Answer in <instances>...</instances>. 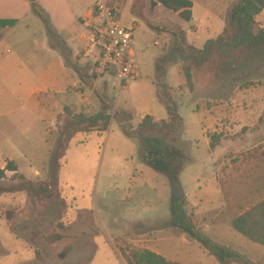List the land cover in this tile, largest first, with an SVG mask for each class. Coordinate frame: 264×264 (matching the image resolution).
Segmentation results:
<instances>
[{"label":"rangeland","instance_id":"1","mask_svg":"<svg viewBox=\"0 0 264 264\" xmlns=\"http://www.w3.org/2000/svg\"><path fill=\"white\" fill-rule=\"evenodd\" d=\"M95 1L38 0L35 5L49 17L56 39L31 2L0 0V15L18 19L14 28L0 35V166L15 161L18 172L35 184L49 178L50 155L60 123L66 120V107L75 113H96L98 93L106 91L113 110L137 109L143 101L159 104L155 60L171 37L158 35L147 21L181 26L187 32L207 22L203 0H193L190 22L165 8L154 11L150 0H121L122 23L135 25L142 76L123 88L115 77L97 76L91 89L66 58L88 66L86 72L93 74L84 54L85 20L94 14ZM236 1L216 0L217 29L227 25ZM170 82L177 87V79ZM175 98L188 125L179 143L192 159L181 175L187 212L197 227L219 214L225 233L221 237L233 243L235 252L264 264V247L229 225L231 218L264 198V60L244 56L225 77L204 69L195 75L194 90L186 86L184 92L175 91ZM214 134L223 138L215 149L207 148L204 137L210 140ZM136 146L138 141L125 136L114 120L110 139L93 133L78 134L72 141L60 172L58 194L63 202L24 189L0 193V264H126L121 249L131 248L155 250L174 259L188 254L184 245L193 239L168 226V179L146 165L141 168ZM22 181L8 171L3 183ZM155 181L166 184L167 202L160 182L156 191L161 202L153 201L145 184ZM219 197L221 202H212ZM211 260L208 264H215Z\"/></svg>","mask_w":264,"mask_h":264},{"label":"trees","instance_id":"2","mask_svg":"<svg viewBox=\"0 0 264 264\" xmlns=\"http://www.w3.org/2000/svg\"><path fill=\"white\" fill-rule=\"evenodd\" d=\"M158 3L189 22L193 20L192 0H151L152 8ZM32 4L35 14L45 24L48 34L57 39V33L49 17L35 3ZM263 11L264 0H237L228 12L227 25L223 32L217 38L207 40L203 48L189 43L186 31L181 26L165 27L147 21L148 27L158 35L166 33L171 37L169 45L156 58L154 74L157 97L166 108L168 119L157 121L152 115H146L137 126H134L135 112L122 108L113 110L108 92H100L98 93L100 109L97 113H75L69 107L65 108L66 120L60 123L59 135L50 155L48 180L36 184L30 182L18 172L17 163L9 161L4 168L0 166V193L24 189L34 196H39L38 194L43 192L48 199L53 200L56 197L63 202L58 194L60 172L72 141L78 134L89 135L94 132L104 134L115 120L125 136L138 141L142 162L168 179L171 189L168 226L188 234L220 264H233L236 260L241 264H256L248 260L246 255L235 252L202 233L192 215L187 212V193L181 175L192 159L185 146L179 143L185 121L179 112L175 90L167 82V73L171 66L181 64L186 85L193 91L195 75L204 69L216 73L219 77H225L233 68L238 67L244 56L261 57L264 60V27L257 21V16ZM17 24L18 19L12 15L7 13L0 15V35ZM66 61L74 68L85 87L93 89V82L97 76L86 72L88 66L71 63L68 58ZM222 138V134L211 135L210 149H215ZM8 171L23 181L13 185L4 184ZM54 193L57 196H54ZM231 224L233 229L247 240L264 247V198L234 216ZM121 254L126 264H181L146 248L121 249Z\"/></svg>","mask_w":264,"mask_h":264},{"label":"crops","instance_id":"3","mask_svg":"<svg viewBox=\"0 0 264 264\" xmlns=\"http://www.w3.org/2000/svg\"><path fill=\"white\" fill-rule=\"evenodd\" d=\"M151 1V0H150ZM110 2L112 3V4H114L115 2H116V0H110ZM192 2H193V7H192V14H193V16H194V14H195V6H196V3L192 0ZM203 2V7H204V9H206V11H207V14H206V20H207V22L205 23V25H203V27H200V25H193L192 27L193 28H195L194 29V31H192V30H190V32H187L186 30V34H187V40H188V42L189 43H191V44H194L196 47H198V48H203V46H204V44L207 42V40H209V39H215V38H217L222 32H223V30H224V28L226 27V25L225 24H222L218 29H217V26H218V23L216 22V11L213 9V7L214 8H216V0H203L202 1ZM152 7V6H151ZM167 9L166 7H164L163 5H161L160 3H158L156 6H154L152 9L154 10V11H159V10H161V9ZM167 10H169V9H167ZM170 12H172V13H174L173 11H171V10H169ZM213 11H215V13L213 12ZM174 14H176V15H178V13H174ZM179 16V15H178ZM257 21L260 23V25L262 26V27H264V11L261 13V14H259L258 16H257ZM124 24H125V26H128V25H130V26H128V27H131V24L130 23H127V22H124ZM211 36H215L214 38L213 37H211ZM134 42H135V40H134ZM135 52H136V49H135ZM163 52V50H161V52L159 53V55L161 54ZM158 55V56H159ZM157 56V57H158ZM156 57V58H157ZM156 61V60H155ZM83 66H86V65H83ZM87 67V66H86ZM109 77H113V76H111V75H109ZM174 80V79H177V87H175L170 81L171 80ZM167 82H168V84L171 86V87H173L174 88V90L175 91H178V90H182L183 92L185 91V89H186V77H185V74H184V71H183V68H182V65L181 64H177V65H173V66H171L169 69H168V73H167ZM129 85V84H128ZM119 86H120V84H119ZM127 85H125V86H123V87H126ZM122 86H120V88H123ZM158 98V97H157ZM158 101H159V99H158ZM146 104V102H141V105H140V107H138L137 109H134V108H130V107H124L125 109H127V110H133L134 112H135V114H136V119L133 121V125L134 126H137L138 125V123L140 122V120L144 117V116H146V115H152L157 121H159V120H167L168 119V113H167V110H166V108L160 103V101H159V104H157L156 102H154V103H148L147 105H145ZM159 105H161V106H159ZM193 111H194V109H193ZM98 112V111H97ZM96 112V113H97ZM179 112H180V109H179ZM92 114H94V113H92ZM180 114L182 115V117H183V114L180 112ZM184 118V117H183ZM206 120V117H205V119H204V121ZM184 121H185V119H184ZM113 122L114 121H112L111 122V124H110V127H109V129H108V131L107 132H105L104 134H101V135H103L106 139H110V137H111V132H112V126H113ZM201 123V125H202V119H201V121H199V124ZM187 123H186V121H185V127H184V131H183V134H186V132H187ZM200 126V125H199ZM119 128L121 129V126L119 125ZM200 128H201V130H202V132L204 133V130H203V127H201L200 126ZM123 132V131H122ZM94 133H96V132H94ZM91 134H93V133H91ZM91 134H89V135H91ZM88 135V136H89ZM98 135H100V134H98ZM204 137V136H203ZM204 139L206 140V143H207V148L209 147L210 148V140H209V138L207 137H204ZM137 147V153H139V146H136ZM135 147V148H136ZM134 155H135V153H133L132 154V156H131V158H132V160H134ZM134 161H136V160H134ZM141 162H142V160H141ZM143 165H145L143 162H142V165H141V168L144 170V166ZM158 182H160V181H155V183H148L147 185L145 184V186H148L149 187V189L151 190V192H153V194H154V199H153V201H155V202H161V197H160V195H158L157 194V191L156 190H159V188L157 189V187H158V185H157V183ZM161 183V188H163V190H164V192H165V202H167V200H168V197H169V195H167V190H166V184L164 183V182H160ZM186 189V188H185ZM188 195V194H187ZM170 196H171V193H170ZM201 197V196H200ZM205 197V196H204ZM206 199H209V198H207V197H205ZM198 201H202V199L201 198H198ZM213 201H218V202H221V200H220V197H219V200H215V199H213L212 200V202ZM209 202H211V200H209ZM218 215L219 214H215V217L214 218H210L209 220V223L208 222H206V220H203L202 222H201V224L200 225H198V229L202 232V233H204V232H206V233H208V234H210L211 236H213V240H215L216 242H218V243H220L221 245H223V246H226V247H229V248H231L232 250H235V249H233V243L232 242H230V240L228 239V240H225V238L223 239L222 237H221V235H223V234H225L223 231H221V229H222V221L221 220H219V217H218ZM231 220H232V218L229 220L230 222H229V225H230V227H232V224H231ZM206 227L208 228V230L206 229ZM212 231H211V230ZM213 232V233H212ZM236 233H238L237 231H236ZM184 234H186V233H184ZM239 234V233H238ZM188 235V234H187ZM193 239V238H192ZM254 245H257V246H259V247H261V248H263L262 246H260V245H258V244H254ZM185 247H186V249H188L189 251L187 252L188 254H184L183 253V255L180 257V258H178L177 257V259L175 258H172V257H169V256H167V255H165V254H163V253H160V252H158V251H155V250H153V251H155V252H157V253H159V254H161V255H163V256H165L167 259H169V260H174V261H179L181 264H208V260L209 259H212L211 261H213L215 264H220L219 262H218V260L214 257V256H212L211 254H209V252L206 250V249H204V248H202L201 247V245L196 241V240H194L193 239V242H188V241H186L185 242V245H184ZM190 249L192 250V251H190ZM203 249V250H202ZM264 249V248H263ZM205 251V252H204ZM178 252H180V250H178ZM207 253V254H206ZM185 255H187V257H185ZM196 256V258H195V262H191L190 263V258H194ZM233 264H241V263H239V262H233Z\"/></svg>","mask_w":264,"mask_h":264},{"label":"built area","instance_id":"4","mask_svg":"<svg viewBox=\"0 0 264 264\" xmlns=\"http://www.w3.org/2000/svg\"><path fill=\"white\" fill-rule=\"evenodd\" d=\"M88 28L84 57L96 76L111 75L120 86L139 80L141 65L135 52L134 29L122 23L121 0H96L94 14L85 20Z\"/></svg>","mask_w":264,"mask_h":264},{"label":"water","instance_id":"5","mask_svg":"<svg viewBox=\"0 0 264 264\" xmlns=\"http://www.w3.org/2000/svg\"><path fill=\"white\" fill-rule=\"evenodd\" d=\"M31 3H36L38 0H28Z\"/></svg>","mask_w":264,"mask_h":264}]
</instances>
